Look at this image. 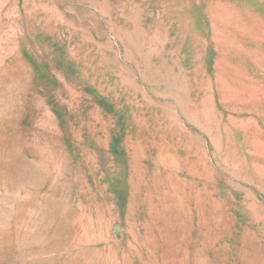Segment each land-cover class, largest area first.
Returning a JSON list of instances; mask_svg holds the SVG:
<instances>
[{
	"label": "rangeland",
	"instance_id": "1",
	"mask_svg": "<svg viewBox=\"0 0 264 264\" xmlns=\"http://www.w3.org/2000/svg\"><path fill=\"white\" fill-rule=\"evenodd\" d=\"M0 264H264V0H0Z\"/></svg>",
	"mask_w": 264,
	"mask_h": 264
}]
</instances>
